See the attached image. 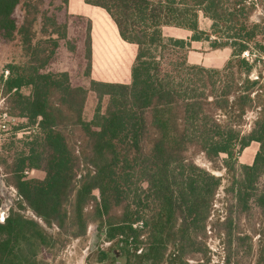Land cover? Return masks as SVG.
<instances>
[{"label": "trees", "instance_id": "trees-1", "mask_svg": "<svg viewBox=\"0 0 264 264\" xmlns=\"http://www.w3.org/2000/svg\"><path fill=\"white\" fill-rule=\"evenodd\" d=\"M44 2L0 0V42L17 41L25 57L7 66L8 113L34 126L0 163L17 197L0 222V264H49L42 252L83 237L89 224L110 242L100 256L115 264L118 253L123 264H203L210 228L224 237L226 264H264V0H83L135 49L128 82L105 81L111 64L93 59L92 23L83 19L87 88L47 70L67 20L82 18L59 0V23ZM163 27L191 36L166 42ZM193 41L230 57L221 68L191 65ZM89 92L97 103L87 121ZM251 143L259 145L252 164H238L234 154ZM199 154L224 170L223 209L215 207L222 177L198 166Z\"/></svg>", "mask_w": 264, "mask_h": 264}, {"label": "rangeland", "instance_id": "rangeland-1", "mask_svg": "<svg viewBox=\"0 0 264 264\" xmlns=\"http://www.w3.org/2000/svg\"><path fill=\"white\" fill-rule=\"evenodd\" d=\"M57 5H59V0H45L43 9L49 13V15H57L59 23L63 22V13H58L56 10ZM15 16L17 20L21 21L22 12L21 8L18 7L15 10ZM262 17V12L259 10L254 16V20ZM68 30H67V40H61L58 43V48L52 58V62L47 68L48 71H58L66 72L70 76L71 84L74 87L87 88L88 83L85 77L86 61H85V27L86 22L79 18H70L67 20ZM211 22L199 17V27L201 30L208 31L210 29ZM164 39L168 42L170 38L169 30L164 29ZM37 37V40H39ZM53 38H56L53 36ZM186 41V40H185ZM202 45H198V50H193L203 55L195 54V57L204 61L207 65H212L213 63L221 62L226 56L222 53L218 54H207L211 51L209 50V44L207 42H202ZM205 47V48H203ZM230 54V52H229ZM193 57V58H195ZM196 59V58H195ZM197 60V59H196ZM25 61L20 45L17 41L13 42H0V163L1 161H8L10 154L16 152V149H20L22 146L21 142L18 140H23L24 137L33 134L32 132L34 126H30L26 119H19L17 117H10L8 113V107L6 102V96L4 95V80L9 75L8 65H19ZM28 90L24 89L23 93L28 94ZM95 96L89 92L86 97L85 106L83 109V117L85 120H91L95 107H96ZM248 118L253 119V115L249 114ZM79 134V133H77ZM79 144V143H77ZM259 145L257 143H251L247 148L234 154V159L241 165H250L253 162L256 152L258 151ZM221 156L220 159H223ZM194 162L201 168L211 172L212 174L222 177L221 187L219 188L217 198L215 201V207L223 209L224 204V187L226 186V179L224 175V170H217L213 168V165L209 163L204 156L195 155L193 157ZM217 165H219L217 163ZM4 176L0 168V197L3 198L4 203L0 209L1 214L5 213L8 207L12 204L14 200L17 199L16 191L13 187L5 185ZM29 178L42 179L44 173L41 171H31L27 175ZM97 195V193H95ZM15 196V197H14ZM16 206V205H15ZM27 214V213H26ZM31 215V213L27 214ZM209 229V228H208ZM57 229H53L51 232L56 234ZM257 239L254 237L253 241ZM63 239H59L62 243ZM206 247L209 251L208 261L203 264H226L224 260L226 257V243L223 235L218 236L213 228H210L206 233L205 239ZM110 242H101L96 239V231L93 224H89L86 233L83 237L79 239H72L65 243L64 246H59V250L55 252L43 251L41 257L49 262V264H115V260L110 258L103 259L100 256L101 251L109 250ZM114 250L111 248L110 251ZM118 262L122 264L125 259H122L117 254ZM234 259L231 260V264L234 263ZM190 264H201L203 261H197L196 259H191L188 261ZM241 264H244L242 262Z\"/></svg>", "mask_w": 264, "mask_h": 264}, {"label": "crops", "instance_id": "crops-1", "mask_svg": "<svg viewBox=\"0 0 264 264\" xmlns=\"http://www.w3.org/2000/svg\"><path fill=\"white\" fill-rule=\"evenodd\" d=\"M67 9L70 16L81 17L82 19L91 21L93 59L94 55L97 54L102 56L106 63L111 64V66L105 68V81L128 82L129 76L127 73L132 64L135 49L133 46L127 45L120 40L115 26L106 13L99 8L84 4L83 0H68ZM166 28L169 30L170 38L173 39L187 41L191 36L189 31L175 27H163L162 33ZM198 45H202V43L199 41L191 42V51L187 53V62L191 65H200L206 68H221L230 57V50L227 48L211 51L207 54L222 53L226 57L221 62L216 61L212 65H207L204 61L195 57V54L203 55L202 53L193 51L198 50Z\"/></svg>", "mask_w": 264, "mask_h": 264}, {"label": "built area", "instance_id": "built-area-1", "mask_svg": "<svg viewBox=\"0 0 264 264\" xmlns=\"http://www.w3.org/2000/svg\"><path fill=\"white\" fill-rule=\"evenodd\" d=\"M15 197V196H14ZM9 208V207H8ZM8 209L6 210L5 213L1 214V218H0V222H2L5 218V214L7 213ZM140 226V223H138L137 225H135V227H139Z\"/></svg>", "mask_w": 264, "mask_h": 264}]
</instances>
